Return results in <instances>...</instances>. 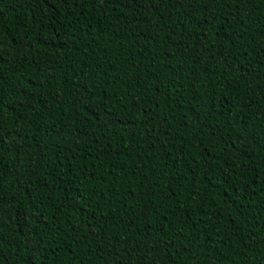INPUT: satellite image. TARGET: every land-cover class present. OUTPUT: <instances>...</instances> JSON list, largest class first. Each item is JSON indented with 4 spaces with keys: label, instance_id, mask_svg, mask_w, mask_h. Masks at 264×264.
Masks as SVG:
<instances>
[{
    "label": "trees",
    "instance_id": "16d2710c",
    "mask_svg": "<svg viewBox=\"0 0 264 264\" xmlns=\"http://www.w3.org/2000/svg\"><path fill=\"white\" fill-rule=\"evenodd\" d=\"M0 264H264V0H0Z\"/></svg>",
    "mask_w": 264,
    "mask_h": 264
}]
</instances>
